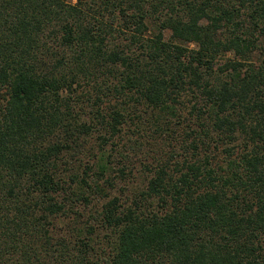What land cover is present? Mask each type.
<instances>
[{"label":"trees","instance_id":"obj_1","mask_svg":"<svg viewBox=\"0 0 264 264\" xmlns=\"http://www.w3.org/2000/svg\"><path fill=\"white\" fill-rule=\"evenodd\" d=\"M0 264H264V0H0Z\"/></svg>","mask_w":264,"mask_h":264},{"label":"rangeland","instance_id":"obj_2","mask_svg":"<svg viewBox=\"0 0 264 264\" xmlns=\"http://www.w3.org/2000/svg\"><path fill=\"white\" fill-rule=\"evenodd\" d=\"M128 133V132H127ZM149 133V132H148ZM138 137V136H137ZM134 137L132 139H139V137ZM96 134L93 135V137H91L89 140L86 141V148L88 149V147H93V152L90 153V156L87 157V158H90L92 157L93 155L98 158L100 157V152L99 150L97 151V144H96ZM141 140V139H140ZM144 140V138L142 139V141ZM91 145V146H90ZM171 145V146H169ZM173 145V146H172ZM176 145V141H175V135L173 134V138L171 139H168L166 141V146L165 148H163V151H168L170 150L172 147H175ZM133 146L135 147V149H137L136 147V143L133 144ZM149 147V145H147ZM146 145H144L143 147V150L146 152L147 149H149ZM109 145L106 146V148L108 149ZM153 148V146H152ZM89 150V149H88ZM143 150L137 152L135 151V153H132L131 155V158H130V165L133 166V171L131 174H127V178L124 180H118L115 184V186H113L112 188H106L107 189V193H109L110 195H120L119 197H121V201H127L129 199L130 194H131V186L132 187H137L138 185H142L143 183V180H144V177L146 175V173L148 174V172H143L142 170V164L144 162L146 163H150L149 161H152V158L151 156H149L146 152V154H144ZM172 150V149H171ZM131 152V151H130ZM163 152H161L162 154ZM164 157H166L167 155L166 154H162ZM106 159V158H105ZM95 160V159H94ZM115 161V160H114ZM154 161H152L153 163ZM78 164V162H77ZM145 181V180H144ZM128 185V187H126ZM125 186L124 188V191L123 192H120L121 190V187ZM96 195H93L91 197H94ZM93 202L90 203V205H86L84 204L83 202H79L77 203L76 202V205L78 206V211L80 212V217H79V224H80V227H83V226H87L89 225L90 223H96V221L94 220V216L95 214H91L90 212H93L94 208L93 206H100L101 203L103 202V198L98 200L97 198L95 199H92ZM70 215H73V214H70ZM94 215V216H93ZM64 219V218H62ZM70 218H66L64 219V223L61 221L59 222L58 224V229L61 231L62 229H66L67 227V220H69Z\"/></svg>","mask_w":264,"mask_h":264}]
</instances>
